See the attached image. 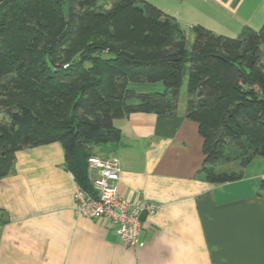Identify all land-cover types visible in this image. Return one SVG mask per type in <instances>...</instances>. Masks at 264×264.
<instances>
[{
    "label": "trees",
    "instance_id": "1",
    "mask_svg": "<svg viewBox=\"0 0 264 264\" xmlns=\"http://www.w3.org/2000/svg\"><path fill=\"white\" fill-rule=\"evenodd\" d=\"M104 1L109 8L99 0H0L37 44L39 65L24 73L27 63L16 59L12 75L0 74V178L14 171L17 151L60 142L76 182L92 191L88 158L96 145L120 139L114 120L175 112L185 77L187 115L204 141L201 172L216 183L243 177L214 166L237 160L246 168L264 155V24L235 38L196 26L189 49L182 24L155 5ZM156 83L165 89L136 87Z\"/></svg>",
    "mask_w": 264,
    "mask_h": 264
},
{
    "label": "crops",
    "instance_id": "2",
    "mask_svg": "<svg viewBox=\"0 0 264 264\" xmlns=\"http://www.w3.org/2000/svg\"><path fill=\"white\" fill-rule=\"evenodd\" d=\"M190 30L202 26L235 38L264 24V0H145ZM185 103L173 113L135 111L114 120L118 188L126 200L155 201L143 220L145 244H124L105 218L75 212L76 180L60 142L16 152L0 178V264H264V155L216 183L201 168L203 137ZM241 166V165H240ZM88 179L91 170L87 165Z\"/></svg>",
    "mask_w": 264,
    "mask_h": 264
},
{
    "label": "built area",
    "instance_id": "3",
    "mask_svg": "<svg viewBox=\"0 0 264 264\" xmlns=\"http://www.w3.org/2000/svg\"><path fill=\"white\" fill-rule=\"evenodd\" d=\"M88 164L92 191L76 182L74 200L77 215L93 219L105 218L124 244L143 246L145 241L142 238L141 214L154 215L160 204L145 200L129 201L121 196L118 188L121 163L114 153L91 155Z\"/></svg>",
    "mask_w": 264,
    "mask_h": 264
},
{
    "label": "rangeland",
    "instance_id": "4",
    "mask_svg": "<svg viewBox=\"0 0 264 264\" xmlns=\"http://www.w3.org/2000/svg\"><path fill=\"white\" fill-rule=\"evenodd\" d=\"M5 3V2H4ZM99 3L101 4H105L108 6H110V4L107 1L104 0H99ZM135 5L138 7H142L143 3L141 1H136ZM27 12L30 15H36V18L40 16H42L44 13L41 11L39 12L38 9L35 8H31V7H27ZM8 7H3L0 10V74L2 75V72H8L10 71L8 74L12 75V73L14 72L13 69L14 67H19V65L17 63H13V60H25V62L27 63V65H24L23 68V72H31L34 73L37 69V67L39 66L37 64V62L35 61V65H34V59L36 57H38V53L35 49V47L37 46V44H34V42H32V38L28 37V34L24 31V30H19L18 25L19 23H21V20L19 18H15L13 17V15H10L7 13ZM43 13V14H42ZM28 15V14H27ZM42 18V17H41ZM165 17H163L164 19ZM19 19V20H18ZM19 21V23L16 21ZM183 32H185L186 34V38H187V46L190 49L192 46V43L194 41V31L193 29H189V28H185L183 25L181 26ZM17 61V60H16ZM190 66H187V72L189 71ZM187 80L188 77H185L183 80V84L181 86L180 89V95L179 98L176 101V105L175 103L173 104V108L178 107V104L181 103H185L186 102V106L188 103V100L190 98V93L188 91V86H187ZM137 88H139L140 90L144 91V92H156V91H163L165 89V86L162 83H156V84H136ZM193 98H196L195 93L192 94ZM130 101H136L135 98H131ZM187 108V107H186ZM188 114V112H187ZM3 115V113H2ZM209 165H215L214 163H212L211 161L208 162ZM226 164V163H224ZM219 165V164H218ZM218 165H215L214 168ZM223 165V164H222ZM227 165V169L229 171L235 170V171H239L241 170V166H240V162L239 161H232L229 162V164Z\"/></svg>",
    "mask_w": 264,
    "mask_h": 264
},
{
    "label": "water",
    "instance_id": "5",
    "mask_svg": "<svg viewBox=\"0 0 264 264\" xmlns=\"http://www.w3.org/2000/svg\"><path fill=\"white\" fill-rule=\"evenodd\" d=\"M146 217H147V215H146L145 213L141 214V219H142V220H145Z\"/></svg>",
    "mask_w": 264,
    "mask_h": 264
}]
</instances>
